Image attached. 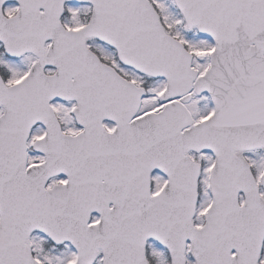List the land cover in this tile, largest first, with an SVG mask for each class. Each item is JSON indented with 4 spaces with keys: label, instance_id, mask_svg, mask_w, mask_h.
I'll return each mask as SVG.
<instances>
[{
    "label": "snow or ice",
    "instance_id": "1",
    "mask_svg": "<svg viewBox=\"0 0 264 264\" xmlns=\"http://www.w3.org/2000/svg\"><path fill=\"white\" fill-rule=\"evenodd\" d=\"M0 264H264V0H0Z\"/></svg>",
    "mask_w": 264,
    "mask_h": 264
}]
</instances>
